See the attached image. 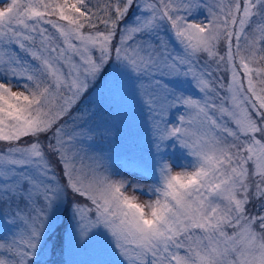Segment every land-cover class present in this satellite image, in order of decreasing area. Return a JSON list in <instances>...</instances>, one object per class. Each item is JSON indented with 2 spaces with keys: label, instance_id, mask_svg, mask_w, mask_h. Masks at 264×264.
I'll use <instances>...</instances> for the list:
<instances>
[{
  "label": "snow or ice",
  "instance_id": "1",
  "mask_svg": "<svg viewBox=\"0 0 264 264\" xmlns=\"http://www.w3.org/2000/svg\"><path fill=\"white\" fill-rule=\"evenodd\" d=\"M0 264H264V0H0Z\"/></svg>",
  "mask_w": 264,
  "mask_h": 264
},
{
  "label": "rangeland",
  "instance_id": "2",
  "mask_svg": "<svg viewBox=\"0 0 264 264\" xmlns=\"http://www.w3.org/2000/svg\"><path fill=\"white\" fill-rule=\"evenodd\" d=\"M14 90H15V89H14ZM136 195L139 196V198H140L141 201L148 199V197L143 196V195H140L139 193H136Z\"/></svg>",
  "mask_w": 264,
  "mask_h": 264
}]
</instances>
